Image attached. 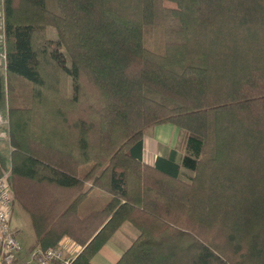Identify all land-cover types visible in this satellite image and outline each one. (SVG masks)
Masks as SVG:
<instances>
[{"label":"trees","instance_id":"trees-1","mask_svg":"<svg viewBox=\"0 0 264 264\" xmlns=\"http://www.w3.org/2000/svg\"><path fill=\"white\" fill-rule=\"evenodd\" d=\"M5 16L0 173L35 248L68 236L71 264H93L129 222L114 264H264V0H5ZM165 123L182 155L149 164Z\"/></svg>","mask_w":264,"mask_h":264},{"label":"built area","instance_id":"built-area-1","mask_svg":"<svg viewBox=\"0 0 264 264\" xmlns=\"http://www.w3.org/2000/svg\"><path fill=\"white\" fill-rule=\"evenodd\" d=\"M6 44L5 0H0V62L3 68L6 67ZM4 122L6 120L0 112V124ZM10 172L11 169L0 173V264H15L21 251L17 230L11 225L15 197L9 182ZM74 257L64 256L59 246L32 251L37 264H71Z\"/></svg>","mask_w":264,"mask_h":264},{"label":"crops","instance_id":"crops-1","mask_svg":"<svg viewBox=\"0 0 264 264\" xmlns=\"http://www.w3.org/2000/svg\"><path fill=\"white\" fill-rule=\"evenodd\" d=\"M148 131L144 136L142 159L149 164H154L158 156L169 155L171 150L175 148H172L168 154H162L161 152H159L156 144L159 141V138H161L159 137L161 133L164 136L166 130L160 131L157 136L149 134ZM178 159L179 155H177V160ZM137 235V228L129 222H124L114 233V235L101 248V250L93 257V264H114L120 258L122 253L130 246ZM58 246L63 251V254L66 257H74L81 250V246L68 236H64L60 240ZM35 247V242L26 249H24L21 245V251L17 255L15 264H37L36 260L32 258V251L35 249Z\"/></svg>","mask_w":264,"mask_h":264},{"label":"rangeland","instance_id":"rangeland-1","mask_svg":"<svg viewBox=\"0 0 264 264\" xmlns=\"http://www.w3.org/2000/svg\"><path fill=\"white\" fill-rule=\"evenodd\" d=\"M50 36L55 37L56 32L54 29H50ZM0 65H3L0 62ZM171 129V130H170ZM166 130L159 137L157 142V147L159 152L162 154H168L172 148H175L178 151L179 158L182 155V143L184 137V131L178 126L167 123L151 128L148 133L157 136V134ZM163 137V138H162ZM11 225L13 228L18 230L17 239L24 249L28 248L35 242V232L29 215L18 205H15L13 210V217L11 220Z\"/></svg>","mask_w":264,"mask_h":264}]
</instances>
